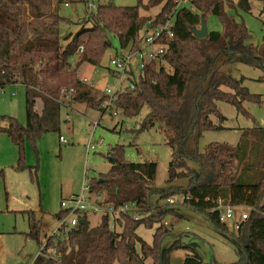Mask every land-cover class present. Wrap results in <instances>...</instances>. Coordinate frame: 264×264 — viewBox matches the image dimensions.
<instances>
[{
    "label": "trees",
    "instance_id": "obj_1",
    "mask_svg": "<svg viewBox=\"0 0 264 264\" xmlns=\"http://www.w3.org/2000/svg\"><path fill=\"white\" fill-rule=\"evenodd\" d=\"M61 1L56 0L52 7L49 0H0V88L17 83L26 88L25 124L0 116V132L17 147L15 169L19 171L27 169L23 163L24 143L29 142L37 152L36 140L55 131L60 122L51 116L40 120L30 90L48 99L53 107L51 113L56 114L58 102L66 99L67 106L84 104L104 114L101 105L106 97L83 84L78 69L85 64L98 67L104 53L112 47V38L117 39L119 51L127 50L133 55L145 37L139 36L142 28L162 23L174 8V0H148L146 4L137 0L132 7H117L113 2L97 4L81 22L89 24V28L70 35L58 31L59 24H70L57 14ZM227 4L228 0H190L192 11L188 6L178 8L173 18V35L162 41L164 54L142 64L135 79H129L134 88L119 92L113 107L129 118L146 108L148 112L139 129H155L163 136L170 150L166 182L188 181L183 189L157 193L158 199L170 195L186 197L183 206L204 214L221 231L227 227L219 221L217 202L247 209L246 220L236 230L241 249L234 264H264V127L242 129L235 146L209 143L203 150L198 149L205 132L223 129L224 117L218 102L237 111H243L245 102L264 104L260 95L247 91L242 77L232 76L235 64L258 67L263 74L257 80L264 84V37L261 45L255 47L244 24L226 14ZM158 6L161 8L154 18L140 14V10ZM236 6L249 11L247 0H238ZM208 15L217 18L221 31H207L206 38H194L192 29L199 28L200 17L205 22ZM120 151L112 149L109 171L90 180L89 191L102 194L105 203L112 206L135 202L144 216L135 220L126 215H101L99 223L91 226L88 213L76 211L74 228L61 227L60 235L44 237L46 249L55 248L61 261L41 258L33 264H143L147 259L160 264V245L171 234V226L163 223L164 215L176 213L166 205L153 209L156 163H125ZM191 163L196 165V173ZM27 170L32 180L35 173ZM68 214L61 211L55 219L59 221ZM110 218L120 227L119 232L109 227ZM152 223L158 226L148 245L135 231L140 225L148 227ZM27 225L25 236L40 245L41 222L33 212L27 213ZM182 264L206 263L191 252Z\"/></svg>",
    "mask_w": 264,
    "mask_h": 264
},
{
    "label": "rangeland",
    "instance_id": "obj_2",
    "mask_svg": "<svg viewBox=\"0 0 264 264\" xmlns=\"http://www.w3.org/2000/svg\"><path fill=\"white\" fill-rule=\"evenodd\" d=\"M48 1V0H47ZM52 7L56 0H49ZM148 0H141L146 4ZM166 1V0H164ZM229 6L225 7L228 16H232L236 22L243 23L252 36V43L259 47L264 37V0H247L249 11L237 8L238 0H228ZM113 2L117 7H132L137 0H62L58 4V16L70 21V24H59L58 31L62 34L74 35L79 30L89 28V24H81L86 15L93 12L97 4ZM90 5L91 7H88ZM161 6L149 11L140 10L142 16L154 18ZM28 17L27 12L24 16ZM207 31H221L217 18L208 15L206 17ZM149 31L145 25L139 33L144 37ZM112 47L108 49L98 67L88 64L82 65L77 72L80 79L92 80L98 94L103 91L114 90L117 87L127 86L129 83L126 75L118 80L113 74L109 61L116 53L120 54L116 38L111 39ZM144 47L140 42L139 48ZM146 52L150 48L144 49ZM128 54L127 50L121 51ZM75 58L70 60L73 66ZM130 71L132 77L137 75L140 60L134 53L130 56ZM264 68V61L262 63ZM263 70L244 64H235L232 69L234 78L242 77L243 86L250 94L260 95L264 101V84L257 79L262 76ZM95 89V88H94ZM124 89V88H123ZM4 92L14 96L0 97V116H11L21 124H25V98L26 88L23 84L4 88ZM31 97H36L35 91L30 90ZM101 95V94H100ZM218 110L224 117L221 123L223 129L207 131L199 141L198 149L201 151L209 143H224L235 146L238 142L242 129L251 128L253 125L264 127V104L257 105L250 102L242 104L243 111H237L234 107L218 102ZM75 111L82 113L84 119H80L82 131L76 136L66 134L64 125L66 123V111L60 110L59 133L69 144L63 145L58 142V131H49L36 140L33 151L29 142L24 143L23 163L27 169L33 170L34 177L30 180L29 171L16 170L18 152L17 147L9 138L0 132V170L3 179L0 181V264H33L41 258L39 245L25 236L28 231L27 213L33 212L41 222L40 241L43 243L45 236H50L56 230L59 222L55 216L65 211L60 207L61 201H65L72 194L79 193L83 185L90 180L98 179L106 174L112 163V149H121L120 154L125 163H156V175L153 182L155 194L152 196L153 209L159 206H169L176 216L169 213L164 215L163 223L171 226V234L165 237L160 245V264H182L186 256L195 253L206 264H234L238 261L241 246L236 241V230L234 219L227 220L226 231L215 228L207 217L191 208L181 204L182 195H170L166 199L159 200L158 194L167 190L183 189L187 185L186 179H178L166 182L167 167L170 160V150L165 145L163 136L155 129L140 130L139 126L148 110L143 108L136 117L122 116L118 111L115 114L105 112L101 114L97 109H91L84 104H75ZM247 113V114H245ZM68 115L73 120L72 111ZM215 122V120H213ZM95 124V128L93 129ZM90 126V127H89ZM86 133V128H88ZM93 129L91 141L96 146L95 150L86 152L85 145ZM190 167L196 173L197 167L191 163ZM264 184V172L262 174ZM175 197H177L175 202ZM155 207V208H154ZM152 212V209L151 211ZM236 218L241 213L247 214V209L237 208ZM91 226L100 221V215L87 214ZM72 215L68 216V221ZM158 225L152 223L146 227L138 226L135 233L146 244H152V236ZM109 227L115 232L120 227L109 220ZM243 237H241V242ZM139 245H136V251ZM118 264V263H114ZM143 264H152L147 259Z\"/></svg>",
    "mask_w": 264,
    "mask_h": 264
},
{
    "label": "built area",
    "instance_id": "obj_3",
    "mask_svg": "<svg viewBox=\"0 0 264 264\" xmlns=\"http://www.w3.org/2000/svg\"><path fill=\"white\" fill-rule=\"evenodd\" d=\"M188 6L189 9L192 11L193 7L190 6V0H174V8L169 15H166L164 21L154 27H150L149 31L145 35L143 39L144 47L142 49H138L135 54L137 58L140 60L139 69L142 67V64L146 61H150L153 59H157L162 57L165 52V46L163 45L162 41L168 38H171L173 35L172 28L174 14L178 8ZM88 7H91L88 5ZM150 48L149 51H145L144 49ZM81 52V48L78 49ZM130 56L129 54H123L120 51V54L115 55L113 58L110 59L109 65L112 67L113 74L117 76V79H122V75H128V78L131 79V71H130ZM83 84L93 88L94 85L92 81L87 78L80 79ZM129 87V89H133L134 86L131 82L128 83L127 86L123 88ZM122 87H117L114 90H104L103 95L106 97L105 102L101 105V109L105 112H109L110 114H115V109L113 107L114 102L116 101L117 94L123 90ZM6 94L4 92V88H0V97H3ZM13 96V94H11ZM95 128V124L93 129ZM92 133H90L89 141L86 145V151L95 150L96 146L101 142V140L97 141L95 144H92L91 141ZM59 142L63 145L68 144V141L63 137H59ZM177 197H175V202ZM105 197L102 194H93L89 191L88 185H83L81 191L79 193H75L67 197L65 201H61L60 207L65 208V211H68L69 215L72 217L68 221V216L59 220V225L57 226L56 230L52 231L50 237L60 235V231L58 228L65 227V230L69 228H74L77 224V219L74 212L78 211L80 213H90L94 215H110V216H119V215H126L130 218L138 220L144 216V213L139 212L136 207V203H125L122 205L112 206L105 203ZM187 199L186 197L182 196L181 203L183 200ZM215 210L218 213L219 221L225 223L227 220L234 219V228L237 230L239 225L246 220L247 214L241 213L238 218H236L235 207L223 205L220 202H217V206ZM65 234V231L64 233ZM39 253L41 258L43 259H50L59 263L61 261V255L55 248L46 249V243L43 241L39 245ZM40 258V259H41Z\"/></svg>",
    "mask_w": 264,
    "mask_h": 264
},
{
    "label": "crops",
    "instance_id": "obj_4",
    "mask_svg": "<svg viewBox=\"0 0 264 264\" xmlns=\"http://www.w3.org/2000/svg\"><path fill=\"white\" fill-rule=\"evenodd\" d=\"M263 1V0H262ZM230 5V2L228 1V4L226 6H229ZM249 32V31H248ZM257 47V46H255ZM81 67V66H80ZM79 77V76H78ZM80 79V78H79ZM92 81V80H90ZM93 83V82H92ZM94 85V83H93ZM95 88V89H94ZM93 90H96V87L94 86L92 88ZM33 91V90H32ZM35 93L37 94L36 97H32L33 101H34V110L36 112V114L38 115V117L40 118V120H43L45 119L46 117L48 116H51L54 118V120H57L59 121L60 120V110L61 108H64L65 111H66V117L64 118L66 123L64 125V130L66 131V134H69V135H73V136H76V133H80L82 131V128H81V123H80V119L83 118L84 119V116L82 115V113L78 112V111H75V109L73 108V105H69L67 106L66 105V99H64L62 102H58V106H59V109L56 110V114L55 113H51V109L53 108L52 105L48 102V99L44 96V95H41L39 94L36 90H34ZM8 93H6L4 96H6ZM13 94V93H11ZM11 94H8L7 96H11ZM14 96V94H13ZM12 97V96H11ZM86 106V105H85ZM88 107V106H86ZM58 108V107H57ZM68 111H72L74 117H73V120L72 118H70V116L68 115ZM11 117V116H10ZM14 118V117H13ZM90 127V126H89ZM88 128H86V133H88ZM56 131H58V142H59V137H63L59 131L61 129V126L60 124L55 128ZM93 132V129L91 130V133ZM90 134V132H89ZM90 137V136H89ZM89 137L87 138L88 141H89ZM41 139V137L39 138V140ZM88 141L86 143H88ZM59 144H61L59 142ZM69 144V143H68ZM87 145V144H86ZM86 145H85V149H86ZM87 152V151H86ZM88 153V152H87ZM117 225V224H116ZM36 262V261H35Z\"/></svg>",
    "mask_w": 264,
    "mask_h": 264
},
{
    "label": "water",
    "instance_id": "obj_5",
    "mask_svg": "<svg viewBox=\"0 0 264 264\" xmlns=\"http://www.w3.org/2000/svg\"><path fill=\"white\" fill-rule=\"evenodd\" d=\"M192 34H193L194 38H196V39H204V38H206V36H207V28H206V23L204 22L202 17H200L199 28L192 29Z\"/></svg>",
    "mask_w": 264,
    "mask_h": 264
}]
</instances>
